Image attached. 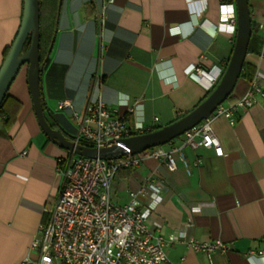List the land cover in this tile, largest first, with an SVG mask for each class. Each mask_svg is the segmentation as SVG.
<instances>
[{"label":"crops","instance_id":"crops-1","mask_svg":"<svg viewBox=\"0 0 264 264\" xmlns=\"http://www.w3.org/2000/svg\"><path fill=\"white\" fill-rule=\"evenodd\" d=\"M101 1L58 0L53 47L39 88L49 124L74 136L71 112H58L57 103L69 100L80 113L100 99L130 125L151 132L182 117L208 95L210 80L226 68L235 39L221 20L226 14L221 5L235 12L231 0H115L107 8L99 39L93 11ZM248 5L256 52L246 54L243 74L250 69L264 90V32L258 29L264 22V0H248ZM45 7L47 16L49 1ZM22 12L23 0H0V68ZM195 68L207 76L192 79ZM26 75L23 66L8 90L20 104L15 120L4 128L0 118V264L35 257L32 239L45 220L43 208L58 194L69 157L40 130ZM239 79L234 98L248 87L247 77ZM211 126L222 157L210 149L183 147L186 165L177 164L174 172L157 159H145L117 172L111 200L130 203L137 211L150 209L146 223L154 235L170 239L185 233L189 239L220 240L231 248L209 261L174 243L165 248L170 264H264V259H246L264 251V99L258 97L252 108L236 112L233 124L212 117ZM181 141L178 137L161 146L162 151L180 147ZM150 181L159 190L157 196L129 197Z\"/></svg>","mask_w":264,"mask_h":264},{"label":"built area","instance_id":"built-area-1","mask_svg":"<svg viewBox=\"0 0 264 264\" xmlns=\"http://www.w3.org/2000/svg\"><path fill=\"white\" fill-rule=\"evenodd\" d=\"M115 0H102L93 11L96 35L103 36L106 26L107 8ZM225 8L222 23H227V32L235 33L236 19L232 6ZM230 8V10H226ZM264 32V22L258 25ZM261 51H264V35ZM207 76L195 68L190 74L194 80ZM220 73L211 79L207 89L213 87ZM257 75L249 80L246 91L229 104H220L210 116L186 131L181 146L169 151L154 147L138 154L126 153L118 159H87L69 154L61 170L62 182L53 202L43 208L45 220L38 225V233L32 239L30 251L33 259L27 258L20 264H170L165 248L182 243L196 253L203 254L209 261L215 253L225 254L230 246L220 240L201 242L180 233L170 239L154 235L146 219L150 209L137 211L132 204L117 205L110 197L111 181L118 171L138 166L145 159L161 161L169 172L177 164L186 165L183 147L210 149L216 157L224 155L212 126V117H223L233 124V115L257 104V98L264 99V90ZM58 112L70 111L76 130L74 142L84 143L97 149L109 148L121 139L146 133L140 125H130L126 117L108 109L100 99L89 102L82 112L74 111L69 100L59 101ZM200 160H198L199 162ZM157 196L159 190L147 182L136 192L128 194L131 199L138 195ZM264 259V251L250 253L247 260Z\"/></svg>","mask_w":264,"mask_h":264},{"label":"water","instance_id":"water-1","mask_svg":"<svg viewBox=\"0 0 264 264\" xmlns=\"http://www.w3.org/2000/svg\"><path fill=\"white\" fill-rule=\"evenodd\" d=\"M234 3L235 39L226 68H224L213 89L196 107L166 126L121 139L111 147L101 149L66 140L61 131L52 129L42 109L41 89H39V74L42 72L39 67L38 48L40 39L39 0H23V12L19 29L0 68V103L5 98L20 68L26 65V82L30 103H32V109L40 130L51 142L69 154L87 159L109 160L121 158L129 152L138 154L154 147L164 146L181 137L201 121L203 122L220 104L226 101L237 84L247 54L252 25L248 0H234Z\"/></svg>","mask_w":264,"mask_h":264},{"label":"trees","instance_id":"trees-1","mask_svg":"<svg viewBox=\"0 0 264 264\" xmlns=\"http://www.w3.org/2000/svg\"><path fill=\"white\" fill-rule=\"evenodd\" d=\"M49 1L51 8L47 11V16H44V12L45 10V5L46 2ZM225 2H229V0H224ZM232 3H234V0H231ZM57 3L58 0H39V14H40V39H39V67L40 69L43 71L44 68L46 67L48 61H49V57H50V49L52 50L53 47V38H54V32H55V19H56V15H57ZM254 37L253 35H251L250 37V41L248 44V48H247V53H255L256 52V48L253 46L254 44ZM10 48V47H9ZM9 48L7 50L6 56L8 54ZM5 56V57H6ZM5 59V58H4ZM229 59V58H228ZM228 59L225 62V66L228 62ZM26 66V65H23ZM22 66V67H23ZM247 69L246 65L243 63L242 65V71L241 74L239 76V78H244L247 77L248 81L249 79H251L252 77V71L250 69L248 75L244 76V71ZM42 74V72H41ZM41 74L40 77H41ZM213 89V87L211 88V90ZM210 90V91H211ZM237 98H234L231 94L230 96L226 99L227 102L233 103L234 101H236ZM0 118H2V123H3V127L4 128H9L11 126V124L13 123V121L15 120L18 111L20 110V104L17 103L16 101L12 100L10 98V96L7 94L5 95V98L3 99L2 103H0ZM41 105H42V109L43 112L46 110L45 105L42 102V97H41ZM10 106H12V108H10ZM10 108V109H9ZM45 115V114H44ZM50 127L52 129L61 131L55 124H49ZM63 135L65 136L66 140H70L73 141L74 138L73 136L69 135L67 132H63ZM81 145L83 146H87L84 143H81Z\"/></svg>","mask_w":264,"mask_h":264},{"label":"rangeland","instance_id":"rangeland-1","mask_svg":"<svg viewBox=\"0 0 264 264\" xmlns=\"http://www.w3.org/2000/svg\"><path fill=\"white\" fill-rule=\"evenodd\" d=\"M233 6L235 7V3H233ZM240 81H242V80L239 79V80L237 81V83H239ZM225 103H227V101H225L224 104H225Z\"/></svg>","mask_w":264,"mask_h":264}]
</instances>
